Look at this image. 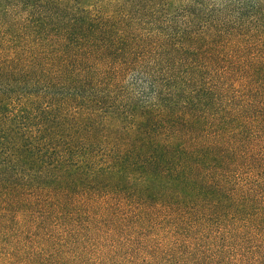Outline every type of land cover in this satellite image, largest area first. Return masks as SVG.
Returning a JSON list of instances; mask_svg holds the SVG:
<instances>
[{
	"label": "trees",
	"instance_id": "obj_1",
	"mask_svg": "<svg viewBox=\"0 0 264 264\" xmlns=\"http://www.w3.org/2000/svg\"><path fill=\"white\" fill-rule=\"evenodd\" d=\"M0 264H264V0H0Z\"/></svg>",
	"mask_w": 264,
	"mask_h": 264
}]
</instances>
